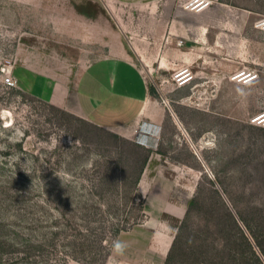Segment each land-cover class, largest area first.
Masks as SVG:
<instances>
[{
    "label": "rangeland",
    "instance_id": "rangeland-1",
    "mask_svg": "<svg viewBox=\"0 0 264 264\" xmlns=\"http://www.w3.org/2000/svg\"><path fill=\"white\" fill-rule=\"evenodd\" d=\"M109 1L0 0V264H164L167 255L138 251L131 244L136 239L122 255L113 252L114 242L144 223L137 179L149 149L187 218L185 234L209 246L224 243L221 264H264L252 236L264 213V126L250 122L264 113V30L254 24L264 17V0L256 7L253 0H234L227 23L230 9L218 3L197 13L208 46L198 45L205 53L189 66L195 76L187 85L172 79L184 66L173 55L138 56L128 47L151 98L139 118L118 130L20 85L30 72L19 67L31 59L54 73L58 63L78 69L109 54L121 35L117 19L123 29L133 26L131 7L116 2L113 15ZM77 7L89 16L77 17ZM240 14L252 18L242 23ZM142 26L134 23L146 32ZM227 40L235 46L244 40L245 62L228 61ZM245 68L258 79L233 82L234 72ZM7 76L15 85L4 82ZM171 219L177 233L180 223ZM244 237L261 262L243 258ZM146 254L152 260L141 259Z\"/></svg>",
    "mask_w": 264,
    "mask_h": 264
},
{
    "label": "crops",
    "instance_id": "crops-1",
    "mask_svg": "<svg viewBox=\"0 0 264 264\" xmlns=\"http://www.w3.org/2000/svg\"><path fill=\"white\" fill-rule=\"evenodd\" d=\"M121 1L132 9L133 26L123 29L117 19L121 35H117L118 42L113 47L109 46V54L96 56L78 69L72 64L58 63L54 73L46 72L45 67L37 61L36 64L33 63L34 60L31 59L28 64L19 67L30 72L28 78L20 80L21 87L52 105L112 130L123 128L139 118L146 109V104H149L151 92L128 47L138 56L150 53L162 54L164 57L173 55L175 61L179 60L184 66L193 67L199 55L205 53L198 49V45L208 46L207 26L198 22L199 12L184 9L180 4L181 0H110L113 15L117 12L114 9L118 7L116 2ZM212 1V4L218 3L230 9H227L225 23L229 22L234 13V0ZM241 7L249 9L250 6L243 3ZM253 7H256V0H253ZM76 9L77 17L89 16L78 7ZM249 13L253 14V18L259 14L257 10ZM239 18L242 23H246L252 17L240 14ZM76 22L81 25L79 20ZM134 23L142 24V29L146 32L137 31ZM179 39H184L185 43L178 45L176 41ZM219 39L220 37L215 40L213 48H219ZM224 45L227 48L226 54L232 57L228 61L245 62L244 40L243 45L239 43L235 46L229 40ZM147 48L150 51H146ZM166 178L167 174L161 170L159 159L152 152L137 186L143 197L145 220L143 224L128 231V235L121 236L119 241L126 243V251L131 247L128 242L136 239L131 244L139 246L138 251L146 250L153 255L168 256L176 235L171 218L176 219L179 224L184 213L173 202L170 188L165 185ZM158 238H161V242ZM140 256L141 259L152 260L148 254Z\"/></svg>",
    "mask_w": 264,
    "mask_h": 264
},
{
    "label": "trees",
    "instance_id": "trees-1",
    "mask_svg": "<svg viewBox=\"0 0 264 264\" xmlns=\"http://www.w3.org/2000/svg\"><path fill=\"white\" fill-rule=\"evenodd\" d=\"M62 110L66 111L64 109ZM147 151H148V155L146 156L144 165L140 170L137 183L141 178L144 168L148 162L149 155L152 152V150L150 149ZM197 201H198V197L195 196L189 203V208L192 207V205H194ZM260 206L261 209L264 210V205H260ZM255 224H256L255 227H253L252 229V236L255 239V243L257 247L259 248L261 257L264 258V213L263 216H261L259 222L257 221V219L255 220ZM187 226H188L187 218L184 217L177 228V233L175 235L171 249L164 264H177V261L179 259L177 260L176 258H183L180 259L182 264H198L200 262L204 264H221V262H219L217 259L220 258L219 257L220 256L219 254L221 253L220 250L222 249L221 247H224V243H221L219 245L213 244L209 246L207 245V243H204L205 242L204 240H201V238L198 235L194 234L193 232L191 233L189 232L185 234ZM184 236H187L188 238L186 242H184ZM244 242L246 243V248L243 249L241 254L243 258L248 259V257H253L256 259L257 262H261L260 257L257 255L256 251L253 249L252 245L249 243L246 237H244ZM184 244L186 245V247H184Z\"/></svg>",
    "mask_w": 264,
    "mask_h": 264
},
{
    "label": "built area",
    "instance_id": "built-area-1",
    "mask_svg": "<svg viewBox=\"0 0 264 264\" xmlns=\"http://www.w3.org/2000/svg\"><path fill=\"white\" fill-rule=\"evenodd\" d=\"M212 2V0H181L180 4L184 9L200 12L207 9L212 4ZM254 24L256 28L264 30V17L259 18ZM184 43V39L177 40L178 45H183ZM194 76L195 75L189 66H183L180 67L176 73H174L172 79L178 86H184L192 82L194 80ZM258 77L259 74L256 70L245 68L234 72V74L231 76V80L246 84L257 80ZM4 82L10 86L15 85V81L11 76L5 77ZM263 114L252 117L250 122L264 126V120H262L260 117Z\"/></svg>",
    "mask_w": 264,
    "mask_h": 264
},
{
    "label": "clouds",
    "instance_id": "clouds-1",
    "mask_svg": "<svg viewBox=\"0 0 264 264\" xmlns=\"http://www.w3.org/2000/svg\"><path fill=\"white\" fill-rule=\"evenodd\" d=\"M127 245L124 242L116 241L113 244V252L117 255H122L126 249Z\"/></svg>",
    "mask_w": 264,
    "mask_h": 264
},
{
    "label": "bare ground",
    "instance_id": "bare-ground-1",
    "mask_svg": "<svg viewBox=\"0 0 264 264\" xmlns=\"http://www.w3.org/2000/svg\"><path fill=\"white\" fill-rule=\"evenodd\" d=\"M260 114H261V113H260ZM260 117H261L262 120H264V114L261 115ZM143 134H144V132H143Z\"/></svg>",
    "mask_w": 264,
    "mask_h": 264
}]
</instances>
